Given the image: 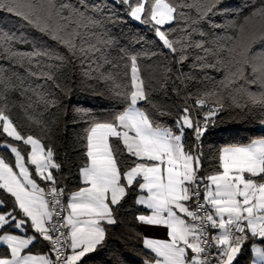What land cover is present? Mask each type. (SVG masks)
I'll use <instances>...</instances> for the list:
<instances>
[{
    "label": "snow or ice",
    "instance_id": "6c2138e0",
    "mask_svg": "<svg viewBox=\"0 0 264 264\" xmlns=\"http://www.w3.org/2000/svg\"><path fill=\"white\" fill-rule=\"evenodd\" d=\"M223 4L0 0L21 25L0 28V264H87L127 215L164 233L135 232L141 264H240L245 253L264 264V136L204 152L228 110L264 127V0ZM125 17L156 47L142 33L122 39ZM74 87L103 89L115 111L65 105ZM40 105L77 129L74 188L51 143L55 120L30 114ZM17 107L43 135L21 130Z\"/></svg>",
    "mask_w": 264,
    "mask_h": 264
},
{
    "label": "trees",
    "instance_id": "16d2710c",
    "mask_svg": "<svg viewBox=\"0 0 264 264\" xmlns=\"http://www.w3.org/2000/svg\"><path fill=\"white\" fill-rule=\"evenodd\" d=\"M89 2H95V0H89ZM242 2L243 0H224L223 6L235 9L239 7ZM109 7H111V5H109ZM120 15L123 16V13H120ZM0 28L10 31H19L21 25L18 18L6 13H0ZM115 29L118 33H123L122 39L128 38L130 34H133V42H135V36L142 33L144 44L150 48L156 47L155 41L150 38V31L138 22L132 21L127 17L124 18L122 23L115 25ZM24 31L28 32L29 35L37 41L40 40L39 33L28 29H24ZM153 62L157 65L161 64L163 62V56H160L159 59L153 58ZM187 70L188 69L185 68V71ZM196 74L199 75V73ZM196 90V88H193V91ZM102 92L103 89L96 91L77 89L74 87L70 96H65L64 103L68 105L69 99H74L75 102L94 106L95 111H115L114 108L109 106L107 98L101 95ZM172 99H175L177 104L181 103V99L171 97L168 101L170 106ZM214 99L215 98H213V100ZM224 103L226 106L230 103L226 94ZM69 107H71V105H69ZM30 114L36 119L55 120V123L50 125L49 135L51 136V143L57 150L56 156L58 161H63L65 158L69 160L70 163L65 165L60 175L64 178V184L69 188H74L78 183L76 179V165L79 163V153L76 150L75 136L77 129H74L69 124L68 118L64 116L63 113L59 115V119H55L50 111L45 110L42 105L31 110ZM174 116L175 110H173L172 115L166 119L170 121ZM12 118L20 125L23 132L34 134L38 137L43 135L39 127L32 123L31 120L26 117L25 112L19 107L12 112ZM260 136H264V127L260 126L257 119H249L247 115H240L235 110H228L222 113L215 121V125L210 128V134L206 136L204 143V152H214L217 148L226 144L246 142L250 138ZM121 220L122 222L117 226L109 227L110 236L106 242V249L88 257L87 264H106L107 261L115 260L118 255H121L122 261H126V264H141L144 259V256L141 255V241L134 239L133 236L137 231L143 233L142 227L133 221L131 215H127L121 218ZM248 255V253H245L239 258L240 264H246Z\"/></svg>",
    "mask_w": 264,
    "mask_h": 264
},
{
    "label": "crops",
    "instance_id": "0c3cea01",
    "mask_svg": "<svg viewBox=\"0 0 264 264\" xmlns=\"http://www.w3.org/2000/svg\"><path fill=\"white\" fill-rule=\"evenodd\" d=\"M142 230H143V234L148 235V236H152V237H163L164 233L161 229L158 228H149V227H145L143 225H141Z\"/></svg>",
    "mask_w": 264,
    "mask_h": 264
},
{
    "label": "rangeland",
    "instance_id": "374dc122",
    "mask_svg": "<svg viewBox=\"0 0 264 264\" xmlns=\"http://www.w3.org/2000/svg\"><path fill=\"white\" fill-rule=\"evenodd\" d=\"M9 142L19 144V142H14V141H9ZM21 149L23 150V147L22 146H21Z\"/></svg>",
    "mask_w": 264,
    "mask_h": 264
}]
</instances>
